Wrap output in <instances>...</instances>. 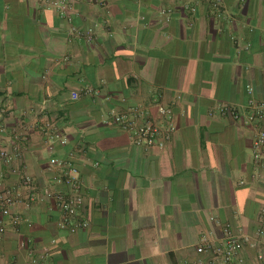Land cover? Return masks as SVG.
I'll use <instances>...</instances> for the list:
<instances>
[{
    "label": "crops",
    "instance_id": "0c3cea01",
    "mask_svg": "<svg viewBox=\"0 0 264 264\" xmlns=\"http://www.w3.org/2000/svg\"><path fill=\"white\" fill-rule=\"evenodd\" d=\"M247 85L264 101V0H0L1 139L21 133L16 162L38 188L50 157L73 164L88 223L72 233L52 202L22 206L31 226L0 237V264H44L45 247V264H208L195 246L226 226L254 264L264 168L254 126L221 112L246 105ZM158 105L175 123L164 148L113 122L138 106L158 120Z\"/></svg>",
    "mask_w": 264,
    "mask_h": 264
},
{
    "label": "built area",
    "instance_id": "2783aa9c",
    "mask_svg": "<svg viewBox=\"0 0 264 264\" xmlns=\"http://www.w3.org/2000/svg\"><path fill=\"white\" fill-rule=\"evenodd\" d=\"M190 10H194L190 6ZM90 36H88L89 38ZM249 99L245 106L231 109L224 106L221 112L230 115L234 120H241L255 128L252 149L255 163L264 168V101L256 100L250 85L246 86ZM76 97V94H73ZM157 112L159 119L150 116L148 110L140 106L122 114H116L113 122L122 129L129 132L133 142L145 148H164L175 130L174 116L170 108L158 105ZM6 113L5 108L0 107V115ZM50 141L59 140L65 143L66 139L61 138L57 133L51 131L48 123H43L42 128ZM6 133L4 126L0 125V175L1 170L10 166L7 178L8 183L0 182V237L7 229H17L25 222L29 227L31 223L26 217L21 216L18 208H27L37 201H50L60 211V219L57 223L60 229H67L69 232H76L87 227V221L79 213L83 205L82 185L76 167L55 157L49 158L51 169H58L50 178L46 187L38 188L33 177L28 174L16 162L21 158V133L18 130L13 132L11 141L6 144L1 139ZM51 148H49L50 150ZM264 236V230L258 232ZM246 236L234 232L229 226L223 230L221 241L214 243L209 240L207 234L200 237V242L195 246L198 254H208V264H248L245 257L244 244ZM31 239L21 243L22 247H31ZM50 249L45 247L40 255L41 262L45 264ZM254 264H264V251L256 253Z\"/></svg>",
    "mask_w": 264,
    "mask_h": 264
}]
</instances>
